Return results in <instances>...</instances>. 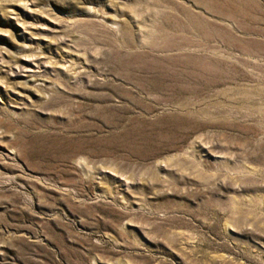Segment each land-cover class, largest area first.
Listing matches in <instances>:
<instances>
[{
    "label": "rangeland",
    "instance_id": "obj_1",
    "mask_svg": "<svg viewBox=\"0 0 264 264\" xmlns=\"http://www.w3.org/2000/svg\"><path fill=\"white\" fill-rule=\"evenodd\" d=\"M0 264H264V0H0Z\"/></svg>",
    "mask_w": 264,
    "mask_h": 264
}]
</instances>
